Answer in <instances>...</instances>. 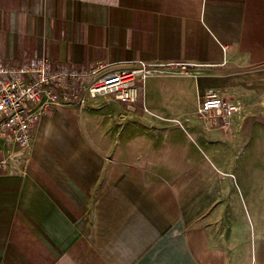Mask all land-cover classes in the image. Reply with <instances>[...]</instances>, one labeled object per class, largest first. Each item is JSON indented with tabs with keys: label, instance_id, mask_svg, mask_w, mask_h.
Here are the masks:
<instances>
[{
	"label": "crops",
	"instance_id": "0c3cea01",
	"mask_svg": "<svg viewBox=\"0 0 264 264\" xmlns=\"http://www.w3.org/2000/svg\"><path fill=\"white\" fill-rule=\"evenodd\" d=\"M43 57L197 65L0 140V264H264V0H0V61ZM208 89L228 129L198 116Z\"/></svg>",
	"mask_w": 264,
	"mask_h": 264
},
{
	"label": "built area",
	"instance_id": "2783aa9c",
	"mask_svg": "<svg viewBox=\"0 0 264 264\" xmlns=\"http://www.w3.org/2000/svg\"><path fill=\"white\" fill-rule=\"evenodd\" d=\"M195 63L186 61L138 60L129 67L107 70L109 63L88 66L54 67L43 57L36 62L0 61V140L10 145L27 146L32 130L40 118L57 104H83L88 95H108L132 107L148 77L188 74ZM238 103L229 101L214 89H208L198 106L197 114L207 128L228 129ZM6 159L0 156V168Z\"/></svg>",
	"mask_w": 264,
	"mask_h": 264
},
{
	"label": "rangeland",
	"instance_id": "374dc122",
	"mask_svg": "<svg viewBox=\"0 0 264 264\" xmlns=\"http://www.w3.org/2000/svg\"><path fill=\"white\" fill-rule=\"evenodd\" d=\"M106 96H108V95H106ZM101 98H102V97H100V96H99V97L97 96L96 99L86 98V101L89 102V103H90V102H96V100H97V101H100ZM78 113H81V114L83 115V114L86 113V110H82V111H80V112H78ZM117 136H118V135H117ZM112 140H113V139H112ZM116 143H118V142H116ZM116 143H115V144H116Z\"/></svg>",
	"mask_w": 264,
	"mask_h": 264
}]
</instances>
